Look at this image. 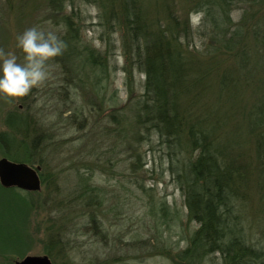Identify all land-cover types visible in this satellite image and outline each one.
Instances as JSON below:
<instances>
[{"label": "trees", "instance_id": "1", "mask_svg": "<svg viewBox=\"0 0 264 264\" xmlns=\"http://www.w3.org/2000/svg\"><path fill=\"white\" fill-rule=\"evenodd\" d=\"M82 3L98 9L103 48L82 38ZM48 4L64 13L66 48L56 58L62 57L66 66L81 59L82 66L99 70L100 83L108 78V58L119 45L129 78L134 68L145 75L134 129L158 134L168 147L172 164L177 163L172 170L185 195L189 220L197 223L188 246L175 254L166 250V255L175 264H201L214 253L224 264H264V105L257 106L253 123L233 113L231 106L240 83L256 74L264 79V0H48ZM236 10H242L238 20L233 16ZM191 14L200 15L195 28ZM197 37L199 48L193 47ZM12 118H7L11 131L0 133L5 157L43 165L35 157L46 147L45 141L40 143L41 133L31 140L17 139L15 132L28 130L27 121ZM20 146L29 148L24 157L17 155ZM0 188L17 204L31 207L29 193ZM93 189L86 184L81 192L87 205L94 198ZM6 223L0 219V253H15L16 239Z\"/></svg>", "mask_w": 264, "mask_h": 264}, {"label": "rangeland", "instance_id": "2", "mask_svg": "<svg viewBox=\"0 0 264 264\" xmlns=\"http://www.w3.org/2000/svg\"><path fill=\"white\" fill-rule=\"evenodd\" d=\"M80 7L83 40L103 48L97 7ZM241 12L233 13L235 20ZM63 14L53 11L48 0H0V49L14 51L23 62L16 35L38 25L55 30L62 39ZM190 17L197 27L200 15ZM193 44L201 46L198 37ZM122 52L118 45L108 58V78L100 83L99 70L82 66L81 59L66 66L62 57H54L49 61L51 79L43 86L24 97L0 95V133L11 131L7 118L21 117L28 130L15 132L17 139L31 140L41 133L40 143H46L35 155L43 161L37 164L41 188L22 191L29 193L31 207L17 204L0 188V219L6 220L17 243L15 253H0V261L48 255L54 264H175L166 250L175 254L188 246L197 223L189 220L185 195L172 170L177 163L172 164L158 134L134 129L145 75L134 68L130 79ZM260 105L264 79L256 74L238 85L231 106L233 113L253 123ZM69 107L72 112H64ZM17 151L24 157L29 148ZM3 156L0 145V159ZM86 184L94 187L88 205L81 195ZM201 264H224V259L214 253Z\"/></svg>", "mask_w": 264, "mask_h": 264}, {"label": "clouds", "instance_id": "3", "mask_svg": "<svg viewBox=\"0 0 264 264\" xmlns=\"http://www.w3.org/2000/svg\"><path fill=\"white\" fill-rule=\"evenodd\" d=\"M23 53L19 62L14 51L0 49V95L19 98L51 79L49 61L63 53L66 43L53 29L38 25L26 28L15 37Z\"/></svg>", "mask_w": 264, "mask_h": 264}, {"label": "water", "instance_id": "4", "mask_svg": "<svg viewBox=\"0 0 264 264\" xmlns=\"http://www.w3.org/2000/svg\"><path fill=\"white\" fill-rule=\"evenodd\" d=\"M37 169L23 162L0 159V182L4 187H19L25 190H38L41 180ZM15 264H54L48 255H27L16 260Z\"/></svg>", "mask_w": 264, "mask_h": 264}, {"label": "flooded vegetation", "instance_id": "5", "mask_svg": "<svg viewBox=\"0 0 264 264\" xmlns=\"http://www.w3.org/2000/svg\"><path fill=\"white\" fill-rule=\"evenodd\" d=\"M37 166H38V165H37ZM37 166H36V168H37ZM39 171H40V169H39V170L37 169V172H38L39 177H40V172H39ZM16 187H17V186H16ZM17 188H19V187H17Z\"/></svg>", "mask_w": 264, "mask_h": 264}, {"label": "bare ground", "instance_id": "6", "mask_svg": "<svg viewBox=\"0 0 264 264\" xmlns=\"http://www.w3.org/2000/svg\"><path fill=\"white\" fill-rule=\"evenodd\" d=\"M3 157H5V156H3ZM3 157H2V158H3ZM6 158H7L8 160H11V159H9L8 157H6ZM11 161H14V160H11Z\"/></svg>", "mask_w": 264, "mask_h": 264}]
</instances>
